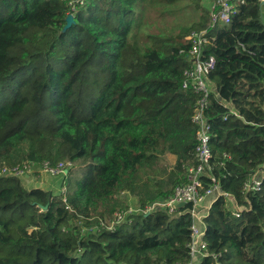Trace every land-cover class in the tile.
<instances>
[{
  "label": "trees",
  "instance_id": "trees-1",
  "mask_svg": "<svg viewBox=\"0 0 264 264\" xmlns=\"http://www.w3.org/2000/svg\"><path fill=\"white\" fill-rule=\"evenodd\" d=\"M68 2L0 0V97L10 94L0 103V167L72 162L59 193L0 175V264H189L192 203L133 214L115 230L100 219L131 206L129 196L136 207L168 198L198 163L197 94L182 85L192 28L206 29L204 55L216 58L203 181L213 174L231 195L202 217L208 254L197 264H264V180L243 192L264 168L262 0L239 1L229 23L213 24L208 9L167 37L146 27L168 5L86 0L64 30Z\"/></svg>",
  "mask_w": 264,
  "mask_h": 264
},
{
  "label": "built area",
  "instance_id": "built-area-1",
  "mask_svg": "<svg viewBox=\"0 0 264 264\" xmlns=\"http://www.w3.org/2000/svg\"><path fill=\"white\" fill-rule=\"evenodd\" d=\"M86 0H69L70 7L69 14L77 12L78 5L83 4ZM244 0H212L210 7L211 22L229 23L231 17L238 10V2ZM264 6V0H262ZM206 29L194 30L189 36L190 47L188 50L181 49V53L187 52L192 60V64L184 70V78L182 85L185 89H192L197 94V100L194 107L192 122L197 126L196 137L197 145L195 149V156L198 159L196 165L188 168L189 181L175 187L173 193L166 199H159L154 202L146 204L144 207L128 206L114 212L111 218L106 220L100 219L101 227L108 230H115L116 227L127 221L129 217L136 213H151L157 209H164L167 212L174 214L178 211L179 203L185 202L186 205L192 203L194 215L197 205L206 201L208 197L219 196L231 197L227 192L221 188L220 182L213 174H209L210 183L206 186L203 181V176L206 171L212 169L213 152L211 148V123L207 117L206 110L210 103L211 88L208 84V75L215 69L216 58L214 55L205 56L202 47L209 43L210 38L206 35ZM243 49L245 45L241 43ZM227 156V154H225ZM72 166L71 161H57L51 162L44 160L42 162L24 161L13 166L0 167V175H12L20 178L26 176L41 174L52 177L61 178L68 173L69 167ZM264 180V168L258 169L250 179L246 180L243 185V192L259 191ZM65 186L62 191H64ZM66 200V199H65ZM67 208H70L67 206ZM242 208L235 212L240 216ZM92 228V227H90ZM93 228H97L96 225ZM205 230H203L197 222L194 215V222L192 225L190 243L191 261L189 264H197L203 256L208 254L207 242L204 240ZM166 264V263H163Z\"/></svg>",
  "mask_w": 264,
  "mask_h": 264
},
{
  "label": "rangeland",
  "instance_id": "rangeland-1",
  "mask_svg": "<svg viewBox=\"0 0 264 264\" xmlns=\"http://www.w3.org/2000/svg\"><path fill=\"white\" fill-rule=\"evenodd\" d=\"M154 1L155 3H159L163 6H169L170 8H173V11H169L163 15H159L161 10L156 9L154 11H150L148 15L150 14L152 21H150L149 25L146 27L147 33L152 34H158L161 36L167 37L169 34H179L183 31H186L187 29L191 28L194 23L197 21H200L203 17V13L208 10V5L206 0H143V2H150ZM1 15V12H0ZM262 17L264 19V7L262 10ZM163 20V25H161L160 20ZM153 24V27H152ZM196 29L192 28L189 30L188 34ZM189 36V35H188ZM151 40L159 43L160 41L154 37H151ZM10 98V94L4 95L3 97H0V103L5 102L7 99ZM164 163H167L166 155L164 156ZM41 174H35V178L32 175L30 180H23L24 185L27 188H31L34 186L35 181L41 180ZM47 176V175H46ZM48 177L52 179V176H47L46 179L48 181ZM55 180H57L53 187L50 185V187L47 190H53L55 193H59L62 190L60 189L61 184V177H53ZM46 179H44L46 181ZM47 185V186H48ZM46 186V187H47ZM212 197V196H211ZM212 199V198H211ZM210 200V199H208ZM137 201L134 197L129 196V204L130 205H136ZM199 212V213H198ZM205 211L201 210H195L194 215L197 218V221L200 222L201 219H199V214L204 213Z\"/></svg>",
  "mask_w": 264,
  "mask_h": 264
},
{
  "label": "crops",
  "instance_id": "crops-1",
  "mask_svg": "<svg viewBox=\"0 0 264 264\" xmlns=\"http://www.w3.org/2000/svg\"><path fill=\"white\" fill-rule=\"evenodd\" d=\"M207 1V3H209L208 5H210L209 7H208V9H209V11H210V7H211V4H212V0H206ZM264 7V6H263ZM166 159H167V163L168 164H170V165H174V163L176 162V159H177V156L175 155V154H172V153H167L166 154ZM31 176L32 175H30V176H26V178H25V180H30L31 179ZM33 176H34V178H35V175L33 174ZM47 176H49V175H47ZM46 175H42V176H40L41 177V180H37V181H35V183H34V186L33 187H41V188H43V189H48L49 187H50V185L53 187V185H54V183L57 181V180H55L53 177H52V179H50L49 177H48V181H47V179H46V177H47ZM44 179H46V181L44 180ZM61 184H60V189L62 190L63 189V187H64V185H63V178H61ZM48 184H50V185H48ZM48 185V186H47ZM47 186V187H46ZM212 198V199H211ZM208 199H210V200H208ZM214 197H208L207 199H206V201L205 202H203V203H201V204H199V205H197L196 206V208H195V210H201V211H205L204 213H202V214H199V219H201V221L200 222H198L199 223V225H200V227L203 229V230H205V225H204V223H203V221H202V217L203 216H205L207 213H208V211H209V208H210V206H211V204H212V202L214 201ZM199 213V212H198ZM197 219V218H196Z\"/></svg>",
  "mask_w": 264,
  "mask_h": 264
},
{
  "label": "water",
  "instance_id": "water-1",
  "mask_svg": "<svg viewBox=\"0 0 264 264\" xmlns=\"http://www.w3.org/2000/svg\"><path fill=\"white\" fill-rule=\"evenodd\" d=\"M262 5H263V3H262ZM74 18H75V16L73 14H68V16H67V24H66L64 30L67 29L68 27H70L74 23V21H75ZM185 205H186V203L182 202V203H179L178 206L179 207H183Z\"/></svg>",
  "mask_w": 264,
  "mask_h": 264
}]
</instances>
